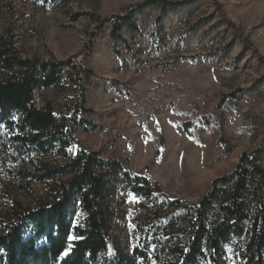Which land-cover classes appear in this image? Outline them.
I'll list each match as a JSON object with an SVG mask.
<instances>
[{"label": "rangeland", "instance_id": "obj_1", "mask_svg": "<svg viewBox=\"0 0 264 264\" xmlns=\"http://www.w3.org/2000/svg\"><path fill=\"white\" fill-rule=\"evenodd\" d=\"M149 1L0 0V30L25 57L77 64L74 79L37 92L38 107L51 103L71 113L84 96L87 111L78 117L95 127L74 134L85 149L120 160L162 194L197 208L242 154H256L264 168V0H172L189 2L177 11L156 0L134 16L137 30L113 35L116 19ZM10 166L0 169L4 219L19 205L35 209L50 200L49 182L30 181L21 165ZM116 200L115 238L131 252L141 236L137 224L148 226L155 216L125 189ZM74 205L77 222L83 212ZM161 210L156 217L164 222L181 212ZM169 232L180 234L177 226ZM246 242L233 238L224 264H236Z\"/></svg>", "mask_w": 264, "mask_h": 264}, {"label": "trees", "instance_id": "obj_2", "mask_svg": "<svg viewBox=\"0 0 264 264\" xmlns=\"http://www.w3.org/2000/svg\"><path fill=\"white\" fill-rule=\"evenodd\" d=\"M163 1L172 11L189 4ZM153 3L116 19L113 35L122 37L124 27L137 30L134 16ZM0 69L6 74L0 77V169L21 165L27 179L50 185L48 202L35 209L19 205L7 219L0 217V264H136L163 255L162 264H224L226 245L244 237L247 242L236 252V264H264V168L256 154H242L235 171L216 178L199 206L189 207L162 194L158 184L132 173L120 160L105 159L81 145L75 130L95 127L78 117L87 111L84 96L71 113L56 111L51 103L36 105L39 90L74 79L71 69L77 64L72 59L25 57L0 30ZM120 188L139 198L138 206L156 218L148 226L137 224L141 236L131 252L114 234ZM75 200L83 212L77 222L72 219ZM249 203L255 204L254 212ZM167 206L181 212L160 221L156 216ZM33 225L36 231L29 233ZM175 226L180 234L169 232ZM41 237L46 241L36 243Z\"/></svg>", "mask_w": 264, "mask_h": 264}, {"label": "snow or ice", "instance_id": "obj_3", "mask_svg": "<svg viewBox=\"0 0 264 264\" xmlns=\"http://www.w3.org/2000/svg\"><path fill=\"white\" fill-rule=\"evenodd\" d=\"M13 119H15V118H13ZM0 127H3V123L2 122H0ZM27 231L29 233H34L36 231V228H35L34 225L33 226H29ZM46 239H47L46 237H41V239H38L36 241V243H41L42 241H46ZM70 251H71V246H69V248L62 255L64 257H67L69 255Z\"/></svg>", "mask_w": 264, "mask_h": 264}]
</instances>
